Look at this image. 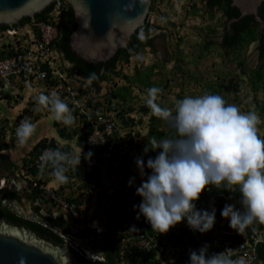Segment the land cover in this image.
Masks as SVG:
<instances>
[{"label":"clouds","instance_id":"obj_1","mask_svg":"<svg viewBox=\"0 0 264 264\" xmlns=\"http://www.w3.org/2000/svg\"><path fill=\"white\" fill-rule=\"evenodd\" d=\"M61 1L55 3L53 8L44 16V18H35L17 28L24 29V26L28 24L31 25L41 21L50 23L56 29V35L52 39L53 43L59 33L58 26L61 25ZM64 1L68 2L67 0ZM204 7L207 6L203 5L199 8L203 9ZM175 10L181 9H176L175 7L174 11ZM154 14L155 12H151V10L149 11L145 23L141 26L137 36L142 40L145 38L152 39L155 36V33L160 35L164 34L167 41L166 43L169 44V33L172 34V31L165 28H156L154 25L156 16ZM186 23H188L187 27H189V31H191V29L194 30L193 33L189 34V37L197 40L195 46L193 43V49L196 48V50H201V45L203 43L202 36L199 32H196L197 28L192 27V23L187 21L184 14L182 15L181 20L171 21V24L177 29L175 36L178 38V41H176V44L180 45V42L183 39L178 37V35H181L178 30H180ZM200 24L201 22L197 23L196 26L200 27ZM83 26L87 28L89 22L87 25L84 24ZM174 26L172 27L174 28ZM149 30L152 32H148ZM202 30L203 28L200 29L201 32ZM186 38H188V36ZM53 47L56 51L54 53L55 60L53 62L56 69L57 64L60 62L61 64L59 66H62V68H70V61L65 59L63 53L55 48L54 43ZM145 48L151 49L154 54L156 53L155 50H157V47L149 46V44L139 46L129 55V60L132 55H136L140 50ZM166 58L173 60V56L169 55V53L166 54ZM129 60L127 62L119 60V63L120 65H123V63H128ZM66 62L67 64H65ZM137 70H140V67L137 66ZM107 71L103 73L106 77L101 78L98 83L99 88L102 81L108 83L109 74H119V72L114 73L113 71ZM218 76L220 77V74ZM81 77L85 78L77 72L73 73L72 78L63 74L61 77V84L58 86H51L45 82L38 81L37 83L41 85L38 89L50 94L40 93L34 97L37 105L36 110H47L51 113L52 119L56 122H60L65 126H71L75 123V117L70 107L78 108L79 113L84 114L86 120L85 124H83L82 121V127L85 125V128L87 129L90 119L95 120L102 115L114 119L119 124L121 132L123 133V131H125L131 124V117H129L130 115L127 116L131 111L124 115L128 124H122L120 111L125 108V106L116 107L114 103L111 102L114 98L108 99L109 92H107L106 95L108 101L106 104L102 103L101 99H99L100 97L95 96V93L98 92H95L92 84H90L95 77V73L90 77H86V81ZM126 77H129V79L132 78L130 76ZM126 77L124 78L127 79ZM219 79L223 81L229 80H226V78ZM153 84L148 86L150 89L147 90L145 103L151 110L153 116L164 121L174 130L175 136L160 141H157L156 139L151 141L153 150L162 149V151L159 152L154 159L150 157L147 160L146 167L151 170V174L147 176L146 180H142L141 185L136 188V192H134V190L131 191L132 194L134 193L133 199L131 200L127 195L125 198H127V201L130 203L126 208V211H130L133 208L138 209L137 219H139L140 215L145 217L146 221L150 223L152 230L147 228V230L145 228H136L131 232H129V229H124L119 232L117 238L120 236L123 237L122 239L125 249L124 252L120 251L119 256H121V259L125 260L127 264H132L134 259L132 258L133 249L130 241L134 238L135 234L144 233L152 237L156 244V251L152 253L154 254V257H150L152 254L147 253V256L149 255L148 260L153 262V264H172L177 262L179 260L178 258H185L184 260H181V263L183 264H245L243 258L234 260L227 256L225 252L218 254L214 253L211 256H209V253L211 249H223V243L227 240L240 242L243 239L242 234H244L246 229H248L253 223L259 222L264 224V138H261L259 135L260 129L258 127L262 123V118L255 110L242 112L237 105L228 103L221 95L210 93L196 97L186 96L175 102L174 109L161 107L158 103V99L162 93V89L154 87L155 84ZM220 85L221 88H223V84ZM67 86L71 87L75 92L73 94L75 97L73 101L68 97L69 91L67 90ZM25 87L29 88V86ZM25 87H23V89ZM32 87H34V83L32 84ZM2 90L10 89L1 88L0 86V91ZM18 92L15 93L18 94ZM92 92L94 94H92ZM57 93L67 97L68 101L65 103ZM76 95H79L78 97L80 98H77ZM115 101L124 102V100L121 99H116ZM88 102H90L89 106L86 105ZM81 103L85 110L81 106ZM0 105L3 104L0 103ZM126 132L128 133V131ZM35 133L36 125L33 124L29 118H25L15 130L17 143L21 146L26 145ZM89 146L103 148L100 152L86 153L80 146L81 152L77 155H70L60 149H51L45 152L41 157V170L37 168L39 171L37 177L35 178L32 173L28 175L30 183L32 185L34 184V187L38 186V189L40 190L39 195L34 199V202H37L41 197V189L39 188V185L45 184L55 189L56 193L63 195L67 200L78 203L72 197H68L62 189L58 188L57 184H52L50 181L48 182L45 174L52 169L51 173L53 179L51 182L55 181L58 184H64L68 181L66 175L67 168L72 170L74 168H70V166L78 167L81 163V157L85 163L92 166H103V168L108 167L111 171L115 172L118 180H120V183L123 186L126 188H133L135 176L132 171L131 162L129 161V154L132 151V146L126 134L120 135L116 138L115 150L114 153H112L114 155L110 160H106L103 156L105 148L104 144ZM123 149H125L128 158L127 161L129 162L124 160V153L123 156H121V164H119L118 167H115L114 164L117 163L119 159L118 153ZM33 159L34 158H32L31 166H34ZM135 163L139 169L141 177H144L146 174L143 158L137 157ZM44 168L46 169L45 172L43 171ZM128 171L132 172L133 176L128 180V185H125L123 183L122 174H125ZM100 176L101 175H99L97 180L101 178ZM4 177H0L1 206H5L2 204L8 200L1 194V190L8 188V185L6 184L7 177ZM40 179L41 182L38 183V180ZM209 185L216 189H223L233 193L238 189L241 197L239 201L241 210L236 209V201L226 204L222 207V220H217L215 208H213L211 212L197 210L196 201L199 200L201 194ZM63 186L65 185H62V187ZM137 197H140L141 200L138 205L136 204ZM115 200L118 202L122 201L120 199ZM39 201L41 204H34V212L28 218L52 229L63 239L64 244L69 247L75 249V246H77L83 252L82 254L77 250L79 254L92 263L104 260L101 249L99 251L95 249L93 250L92 247L80 243L78 237L82 235L84 236L86 231H90L101 238L102 236H100V234L105 231L107 216L103 221H100L97 218H92L90 216L91 212L85 209L86 218L83 222L74 219L67 220L63 217L62 213L58 211L59 209L57 207L58 214L56 217L62 216V218L70 224V233L65 234L59 228H57V230L54 227L52 228L45 220L46 218H54L53 216L49 214L44 215L40 212L41 207H44L46 212H50L51 210L56 209V206H53V204L50 203L51 201L46 199H40ZM112 202L113 201H111V203ZM132 202L134 203V206H132ZM28 214H31L30 211L28 213H23V216L26 218ZM42 217H45V219H42ZM184 219L187 220L188 226L193 231H199L200 233L195 235L192 243H187L186 245L180 244L178 247L171 245L167 239L170 232L169 230ZM93 221H95L94 224L96 226L91 227L90 225ZM227 223H229L231 229L226 227ZM209 236H212L213 238L209 245H207L205 237ZM118 241L119 240H117V242ZM128 245H130V247ZM115 247L117 246L115 245ZM257 256L259 257L258 252ZM259 258L261 259V257ZM19 264H26V258L21 256L19 258Z\"/></svg>","mask_w":264,"mask_h":264},{"label":"rangeland","instance_id":"obj_2","mask_svg":"<svg viewBox=\"0 0 264 264\" xmlns=\"http://www.w3.org/2000/svg\"><path fill=\"white\" fill-rule=\"evenodd\" d=\"M178 2L179 0L177 3ZM158 5H156L158 12L155 11L154 14L156 16L154 25L156 28H165L172 31V34L169 33V47H166L165 50L167 51L168 49V53L173 56V60L166 58V52H163L164 48L161 47H157V53L155 54L151 49L145 48L140 50L139 53L131 56L128 63H123V65L121 64V71L119 74H109L108 83L106 81L101 82L99 91L98 93H95V96L100 97L99 99H101L102 103L106 104L108 102L106 95L109 90L113 88L116 89L118 86L128 83V80L124 77H133L136 72H139V75H141L147 71L149 66H153L152 71L154 73L150 76V82L155 84L154 87L162 89L158 103L163 104L164 107L174 109L175 102L186 96L196 97L209 93L213 94L218 91L219 95H221L228 103L237 105L242 112L254 111V102L252 97L257 95L259 100L262 99L264 88H260L259 91H254L251 81L247 79V82H245V79L244 81L241 80L242 89L238 98L237 95L235 96L233 93L226 92V90L221 88L220 84H224L227 81H223L218 78V75L220 74L218 64L221 61L224 66L231 68L235 72L236 61L232 62V57L229 55L230 53L227 56H221L219 55V49L216 47H210L209 51L205 53L204 51L201 52L200 49H193V43L195 46L197 44V40L189 37V34L193 33L194 30L191 29V31H189V27H187L188 23L178 30L181 35H187L188 38H186L187 36L184 37V39L181 40L180 45H177L175 40V33L177 29L175 26L174 28L171 26V21L181 20L182 17L178 18L177 14L174 13L175 7L172 2H166V0H164L161 6L158 7ZM178 7L181 8L182 11L185 9L183 4H179ZM176 9L178 8L176 7ZM182 14L184 13L182 12ZM148 32L152 31L149 30ZM159 40L160 39H158V41ZM248 50V48H244L241 53L244 55ZM252 52H254V50L251 47V52L248 53V60L253 58L251 57ZM65 64H67V62ZM137 66L140 67V70H137ZM247 66L250 67L248 63ZM247 74H249V72ZM247 74L243 76L250 78L251 75ZM130 86L132 90L129 95L130 97L127 98L126 101H115L116 99H113L111 102H113L116 107H122L123 105L125 107H133L131 112L127 114V116L130 115L129 117H131V124L125 131H123L124 135L127 133L126 131L130 132L128 140L132 146V153L130 152L129 157L132 171L135 176L133 188H126L123 186L120 183V180H118L115 172L111 171L108 167L103 168V166H92L85 163L82 157L81 163L78 167L70 166V168H74L72 170L67 168L66 175L68 177V181L64 184H58L55 181L51 182L53 179L51 170L45 174L48 182L50 181L52 184H57V187L62 189L68 197H72L79 203L80 208L89 210L91 212L90 216L92 218H97L100 221H103L106 218L111 201H114L115 199L123 200L126 195L132 200L134 193L132 194L131 191L134 190V192H136V188L141 185L142 180H146L149 175L148 172H145L146 175L141 177L135 160L138 157L137 150H143V145L148 139L145 137V133L147 131L149 114L142 112L141 108L143 105H146V94L147 90L150 88L143 87L137 82H131ZM39 87H41V85L34 82V87H25L24 89H21L18 94L15 93L14 90L0 91V93H3L2 96L0 95V103L3 104L0 105V109L5 110V113L7 112L6 118H4V114H0V129H2V124L7 125L6 128H4L5 134L1 137H4V139L7 140V143H15L17 145L18 143L15 130L22 120L29 118L31 122L36 125V133L31 137L33 141L30 143L28 142L26 145L31 146L35 141L46 139L50 140L55 138L54 140L60 141L59 143L62 145L66 143L69 144V150H67V153L70 155L79 154L81 152V148L77 143L78 133L75 132L76 130H83L81 128L83 121L82 118L78 116V113L76 114L73 112L74 108L71 109L70 107L75 117V123L66 127H64L62 123L57 126L56 121L52 119L49 111L36 110L37 105L34 97L40 93L50 94L48 92H42L38 89ZM4 94H8L9 96L4 97ZM57 94L65 103L68 101L67 97L60 95V93ZM92 94L94 93L92 92ZM81 106L84 109L82 103ZM44 118H47L48 125H44L41 121V119L43 120ZM6 121L9 122L6 123ZM11 122L14 123V125L16 124L15 122H17L18 126L15 128ZM260 125L258 126L260 129L259 135L262 136V128ZM59 129H64L63 133L68 135H60ZM2 139L0 140V143H4ZM78 172L80 174H78ZM99 175H101V178L97 180ZM4 176H6V174L1 170L0 177ZM6 184L9 185L11 183L9 180H6ZM62 185L65 186L62 187ZM11 187L13 188V186H10L9 188ZM18 189H20V187H18ZM27 194L28 192L26 189L20 191L21 202L18 200L17 203L20 209L24 210L25 213L30 211V202H28L29 198L27 197ZM2 205L10 207L11 203L7 200L6 202H3ZM132 206H134L133 202ZM172 229L173 228L169 231ZM100 240L101 239L98 235H95L90 231H86L84 236L82 235L78 237V241H80V243L86 244L98 251L101 249ZM115 245L119 249L121 248V251L124 252L125 249L123 239L119 240ZM119 264H127V262H125V260H121Z\"/></svg>","mask_w":264,"mask_h":264},{"label":"water","instance_id":"obj_3","mask_svg":"<svg viewBox=\"0 0 264 264\" xmlns=\"http://www.w3.org/2000/svg\"><path fill=\"white\" fill-rule=\"evenodd\" d=\"M59 1L0 0V28L19 27L47 14ZM67 1L60 11L63 31L58 48L74 62L81 76L95 73L92 83L100 81L103 70L120 72V56L134 52L139 45L137 33L145 23L151 0ZM262 1L232 0L243 14L256 13ZM21 256L26 264H93L64 244L54 231L0 205V264H19Z\"/></svg>","mask_w":264,"mask_h":264},{"label":"trees","instance_id":"obj_4","mask_svg":"<svg viewBox=\"0 0 264 264\" xmlns=\"http://www.w3.org/2000/svg\"><path fill=\"white\" fill-rule=\"evenodd\" d=\"M67 3L68 2H65L64 0H62L61 1L62 7H64ZM229 3H230V0H206V6L210 8L208 12H209L211 17L214 16L213 10H211V7H213L214 5H218V7L223 9L224 13L227 14L228 16L237 14L238 11L236 9H235V11H232L233 9H231V7L229 6L230 5ZM261 7L264 8V4H262ZM45 15L37 17L36 19L44 18ZM246 20L247 19H245V21ZM245 21H243L239 24H238V22L233 23V25L237 24L236 28L234 27L235 28V35L227 33L222 40V45H224L226 48H229V47L231 48L234 44H236V43L242 44L243 41H245V40L249 41L251 39V37L254 38L257 35V32L255 31V27L252 28L251 32H248V35H242V36L240 35L239 31L242 28L243 29L246 28ZM24 24H26V23H24ZM15 28H17V27H15ZM58 28H59V33L57 35V38L53 41V43H54L55 48L58 51H60L61 53H63L57 46V44L61 38L62 31H63L62 20H61V25L58 26ZM6 29L7 28H4V29L0 28V31H5ZM249 33L251 34V36L249 35ZM137 39L139 40L138 47L144 46L146 44L148 45V44H150V41H151L150 38H148V39L145 38V39L140 40L138 38V36H137ZM259 39L261 41V45L259 47V59H261V62L259 63L257 68L252 70L251 77L247 78L244 76H240V75L236 76L235 74L232 75L230 73H227L228 75H231L232 77L226 83L223 84V88H224V90H226V92L233 93L235 96L237 95V98H238V95L242 89L241 80L244 81L246 79L245 82H247V79L250 80L252 85H253L252 88L254 91H259L260 88H264V38L260 37ZM138 47H136V48H138ZM204 48L208 49L210 47L207 43H205ZM130 54L131 53L122 54L120 56L119 60H123V61L127 62L129 60ZM225 54H227V53H225ZM63 55H64V58L67 59L64 53H63ZM70 63H71L70 68H62V66H59L61 64V62L58 63L57 64V71L59 70V72H57V74H55V75H50V73H49L50 77L48 76L47 79L44 80V82L47 84H50L51 86H55V85L58 86L61 84V77L63 76V74H65L67 77H70V78L73 77V73L77 72L79 74L74 62L70 61ZM238 65L241 66L242 62L241 61L238 62ZM152 68H153V66H151V67L149 66L147 71H145L141 75H139V72L135 73V76H133L131 79H129V77H126L128 80V83L121 85V86L117 87L116 89L110 90L108 93V99L114 98V99H121V100L126 101V99L130 97L129 95H130V92L132 90L131 86H130L131 82L140 83L144 87L151 86V84H153V83L149 82V79H150L151 74L153 73ZM43 69L47 70V71L50 70L48 65H43ZM107 70H108L107 72H112V70H110V69H107ZM60 72H62V73H60ZM243 75H246V74L243 73ZM101 76H102L101 78L106 77L105 74H102ZM98 83L99 82L92 84L93 90L95 92H98V90H99V84ZM2 94L3 93H0L1 96H2ZM213 94L219 95V92L217 91L216 93H213ZM8 96H9L8 94H4V97H8ZM78 96L79 95H76L77 98H80ZM68 97L71 99V101H73L75 99L73 94L69 95V92H68ZM252 100L254 102V110L257 111L259 116L262 118L263 124L260 125V127L262 128L261 138H264V112H263L264 111V93H263L262 99L259 100L257 95H254L252 97ZM86 105L89 106L90 102H88ZM160 105H161V107H164L163 104H160ZM73 108L74 107H72L71 109H73ZM132 109H133L132 106H127V107L121 109L120 117H121L122 124H124V125L128 124L127 119L124 118V115H125V113L131 111ZM141 109H142V112L149 114L147 131L145 133V137H147L148 139L146 140L145 144L143 145L144 146L143 150H137V155H138V157L143 158V160L145 162V172H148L150 175L151 170L146 167L147 160L150 157L154 159L159 154V152L162 151V149L153 150V145L151 143L152 139H156V140L160 141V140L165 139V138L174 137L175 132L164 121L153 116L150 109L147 107V105H143ZM73 112L76 114L78 113V116H80L83 120V124H85L86 120H85L84 114H80L78 111V108L77 109L74 108ZM56 124H57V126H59L60 122H56ZM64 127H66V126L64 125ZM81 128L83 129L82 131L76 130L75 133H78L77 143L81 146L82 150H84V152H86V153L100 152V150H102L103 147H100V148L96 147V146L90 147L88 144H86V140H87V137H88L90 131L85 128V125H84V127H81ZM59 131H60V135H62V136L68 135L66 133H63L64 129H59ZM3 134H5L4 128L0 129V136H2ZM126 135L129 136L130 133L128 132V133H126ZM67 140H68V138H67ZM59 142L60 141H58V140L56 141L54 139H50V140L46 139V140L39 141V143L34 147L32 153H31L33 156L32 158L36 157V155H38L39 153L44 151V149H46V148L60 149L64 152H67V150H69V144L66 143V144L62 145ZM6 146H7L6 143H1L0 149H4ZM0 156H2V155L0 154ZM82 156L84 157L83 154H82ZM124 160L125 161L128 160L126 153L124 156ZM129 161H127V162H129ZM1 170L2 169L0 168V171ZM45 170L46 169L44 168L43 171L45 172ZM51 171H52V169H51ZM29 173H32V175H34L36 178L37 175L39 174V171L34 166H31ZM78 174H80V173L78 172ZM76 175H77V172H76ZM132 176H133V173L130 171H128L125 174H122L123 183L125 185H128V180L130 178H132ZM40 182H41V179L38 180V183H40ZM30 191H31L30 196H31V199H33V200L39 195V192H40V190L38 189V186L33 187ZM3 197H16V194L14 191L7 189L4 191ZM17 198L19 199L20 196H17ZM240 198L241 197H240L238 189L236 190L235 193H233V192H229V191L223 190V189H216L215 187L209 185L208 188H206L203 191L199 200L196 201V208H197V210H206L209 212H211L212 209L215 208L217 220H222L223 217L221 216V211H222V207L225 206L226 204H229L233 201H236L237 202V204L235 205L236 209L241 210V205L239 203ZM140 202H141L140 197H137L136 198V204L138 205ZM129 205H130V203H129V201H127V198H125L119 202L113 201L112 203H110V208L108 209L107 220L105 223V231L102 234H100V236H102L100 238L101 239L100 240L101 241V253L103 254L104 260L103 261H97L93 264H119L120 263V261L122 260L121 256H119L121 249L115 247V243L117 242V240H121L123 238L122 236L117 238V234L119 232H121L122 230L129 229V232H131L132 230H134L136 228H138V229H144V228L146 229L147 228L149 230H152L150 223H148L146 221L145 217L140 215L139 219H137L138 209L133 208L130 211H126V208ZM11 213H13L14 215H16L18 217L24 218L23 216L17 215L14 212H11ZM36 213H37V211H36ZM46 219L51 224L52 228L54 225H56L57 228H59L65 234L70 233V229H69L70 224L66 220H64L62 218V216H58L57 218H54V219L53 218H46ZM38 224H40V223H38ZM259 224L261 227H264V224H261V223H259ZM226 227L231 229L229 227V223L226 224ZM173 229H172V231L169 232L167 239L171 245H174L177 247L180 244L186 245L187 243H192L195 235L200 233L199 231H193L188 226L186 219H184L182 222H180L175 227H173ZM50 230H52V229H50ZM132 235H133V233H132ZM212 238H213L212 236L205 237L207 245H209ZM61 240L63 241L62 238H61ZM128 246L130 247V245H128ZM257 252H258L259 257H261V259L264 261V243L263 242H260L257 244ZM126 254H127V251H126ZM132 254H133L132 258L134 259L132 264H153V262L148 260L149 255L147 256V253H144L141 251H136V252L133 251ZM150 257H154V254H152ZM178 259L179 260L177 262L172 263V264H183V263H181V260H184L185 258H178Z\"/></svg>","mask_w":264,"mask_h":264},{"label":"built area","instance_id":"obj_5","mask_svg":"<svg viewBox=\"0 0 264 264\" xmlns=\"http://www.w3.org/2000/svg\"><path fill=\"white\" fill-rule=\"evenodd\" d=\"M24 27V29L8 28L5 31H0V86L15 92L25 86L31 88L34 82H44L49 73L55 75L59 72L53 65L56 51L52 39L56 35L55 27L43 21L28 24ZM43 65H48L50 70H44ZM67 90L70 94L75 93L69 86H67ZM87 129L90 131L87 144L91 146L104 144L103 156L106 160H110L114 155L112 153L115 150L116 138L123 135L119 124L114 119L101 115L95 120L90 119ZM47 150H51V148L44 149L33 159V165L39 170H41V157ZM124 153L125 149L119 151V159L114 164L115 167L121 164V156ZM39 188L41 189V197L35 203L41 204L39 200L46 199L51 201L50 203L53 206H56V209L50 212H46L44 207H41L40 212L42 214L55 217L60 211L67 220L74 219L83 222L86 218L85 209L80 208L75 201L67 200L63 195L56 193L55 189L45 184H40ZM94 223L95 221L90 226H96ZM242 238L240 242L225 241L223 249H211L209 256L214 253L225 252L227 256L234 260L243 258L245 264H264L256 252L257 244L264 243V227H261L259 222H255L246 229L245 233L242 234ZM130 244L134 252L141 251L152 254L156 251L153 238L144 233L135 234ZM75 249L83 254L77 246H75Z\"/></svg>","mask_w":264,"mask_h":264},{"label":"flooded vegetation","instance_id":"obj_6","mask_svg":"<svg viewBox=\"0 0 264 264\" xmlns=\"http://www.w3.org/2000/svg\"><path fill=\"white\" fill-rule=\"evenodd\" d=\"M163 1L164 0H151V5H150L151 12L152 11L158 12L156 5L159 4L158 7L161 6ZM168 1L172 2L174 4V7H177L178 9H181L178 7L179 4H183V6L185 7L183 11L175 10L174 13H176L179 18V17H182L183 15L182 12H183L184 16L187 18V21L192 23V27L197 28V32L201 34L202 40H203V43L201 45L202 47L201 52L204 51L205 53L209 51V48L208 49L204 48L205 43H207L209 47H216L217 49H219V55L227 56L230 53L229 55L232 57V62L236 61L235 62L236 63L235 72L231 68H227L226 66H224L223 62L220 61L218 64L220 68V77L218 76V78L230 79L232 76L228 75L227 73H230L232 75L235 74L236 76L238 75L243 76V73L247 74L249 72V74L247 75H252V70L257 68V66L261 62V59H259V47L261 45V41L259 38L260 37L264 38V11H263L264 8L261 7L262 4H264V1H262V3L258 6L256 13L247 12L243 14L241 10L235 4H233L232 0H230L229 6L231 7V9H233L232 11H235V9L238 11L237 14H234L231 16H228L227 14H225L223 9L219 8L218 5H214L213 7H211V10H213V13H214L213 17H211L208 12L210 9L209 7H204L203 9L199 8L200 6H203V5L206 6V0H179L178 4H177L178 0H166V2ZM190 17H192L191 20H190ZM245 19L247 20L245 21ZM174 21H178V20H174ZM243 21H245L246 28L245 29L242 28L239 31L240 35L241 36L248 35V32H251L252 28L254 27H255V31L257 32V35L254 38L251 37L249 41L247 40L243 41L242 44L236 43L231 48L230 47L226 48L224 45H222L223 38L225 37L227 33L235 35V28L237 24L233 25V23L238 22L239 24ZM200 22H201V24L199 25L200 27L196 26V24ZM171 26H174V25L171 24ZM201 28H203L202 32L200 31ZM154 35L155 36L151 39L149 46L164 48L163 52H166V54H168L165 48L168 47L169 45L168 43H166L165 35L164 34L160 35L156 33ZM249 35L251 36L250 33ZM186 36L184 34L178 35V37H181L183 39ZM158 39L160 40L158 41ZM175 40L178 41V38H175ZM251 47L254 50V52L251 53V57L253 58L248 60L249 59L248 53L251 52ZM244 48H248L249 50L243 55L241 52ZM155 52L157 53V50H155ZM240 61L242 62L241 66L238 65V62ZM247 63L250 67L247 66ZM106 71L107 69L103 70L102 74ZM82 79L86 81L85 78H82ZM90 84H93V83L91 82ZM0 114H4V118H6L7 116V112L5 113V110H1ZM7 122L9 121H6V123ZM15 123H16L15 125L14 123L12 124L16 128V126H18V123L17 122ZM1 126L2 128H6L7 125L2 124ZM0 138L1 139L3 138L2 141L7 144V146L4 149H0L1 151L0 154L2 155L0 156V168L2 169V171L5 172L7 180H9L11 183L8 185V188L1 190V194L3 195L4 191L7 189L14 191L16 194V197H6L5 198V199H8L12 207L11 206L10 207L6 206V207L8 208L9 211L14 212L17 215L22 214L21 216H23V213H25L24 210H21L20 207L17 205L18 200L21 202V198L18 199L17 196H20V191H23L26 189L28 192L27 197L29 198L28 199V202H30L29 210L31 213L27 215L26 219L31 220L28 217H30L34 212L35 202L33 199H31L30 190L35 185L34 184L32 185L30 183V178H28V175L30 174L29 171L31 167L32 157H33L31 153L34 147L39 143L40 140L35 141L31 146H28V145L21 146L19 144L16 145L15 143L14 144L7 143V140H5L4 137L0 136ZM32 141L33 140L30 139L29 143ZM10 186H13V188L12 187L9 188ZM18 187H20V189H18ZM43 218L45 219V217H42V219ZM54 218H57V217L55 216ZM45 220L47 221V219ZM31 221H34V220H31ZM34 222H37V221H34ZM47 223L49 222L47 221ZM53 227L57 230L56 225H54Z\"/></svg>","mask_w":264,"mask_h":264},{"label":"crops","instance_id":"obj_7","mask_svg":"<svg viewBox=\"0 0 264 264\" xmlns=\"http://www.w3.org/2000/svg\"><path fill=\"white\" fill-rule=\"evenodd\" d=\"M41 121L43 122L44 125H48L47 118H44L43 120L41 119ZM41 121H38V122H41Z\"/></svg>","mask_w":264,"mask_h":264}]
</instances>
